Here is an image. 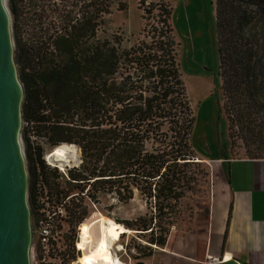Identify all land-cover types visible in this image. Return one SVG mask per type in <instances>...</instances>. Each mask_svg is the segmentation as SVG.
Returning a JSON list of instances; mask_svg holds the SVG:
<instances>
[{"label":"trees","instance_id":"obj_1","mask_svg":"<svg viewBox=\"0 0 264 264\" xmlns=\"http://www.w3.org/2000/svg\"><path fill=\"white\" fill-rule=\"evenodd\" d=\"M240 1L264 14V0ZM147 2L139 0L147 22L143 39L126 48L118 35L99 37L112 0H74L75 18L54 7L51 11L63 18V27L51 21L48 27L53 32L46 28L32 43H18L15 63L24 90L23 123L31 125L22 129L25 150L34 149L30 144L35 141L48 149L77 146L83 160L79 166L88 177H82L81 169L72 170L71 184L87 182L97 191L115 194L121 203L133 200L138 192L150 213L121 224L163 248L171 228L184 221L182 201L197 191L200 161L191 141L194 117L178 63L172 9L163 2ZM44 8L35 17L42 28ZM12 12L18 13L15 6ZM257 23L253 13L240 19L243 29ZM219 35L224 94L239 84L253 93L248 99L258 103L261 41L247 39L238 50L228 34L220 30ZM225 108L230 124L239 126L245 116ZM29 129L44 141L29 135ZM39 148L34 149L37 168L27 165L28 202L33 222L48 225L52 243L54 218L68 210L69 193L60 189L57 177H51L49 170L56 172L57 167L41 159ZM225 173L229 181L227 167ZM189 213L192 219L193 212ZM227 230L228 224L224 242Z\"/></svg>","mask_w":264,"mask_h":264},{"label":"rangeland","instance_id":"obj_2","mask_svg":"<svg viewBox=\"0 0 264 264\" xmlns=\"http://www.w3.org/2000/svg\"><path fill=\"white\" fill-rule=\"evenodd\" d=\"M35 1L39 7L36 13L32 7ZM73 1L4 0L10 17L14 58L17 44H29L37 37H41L46 28H50L48 24L51 21H54L57 27H63V18L58 19L59 15H54L51 11L54 7L59 9L62 15L70 11L72 18L78 17ZM151 2H163L172 9L171 24L177 43L178 63L194 117L191 141L200 161L197 167V191L189 192L182 201L184 221L173 226L170 233L173 232L177 236L178 233H194L203 237L202 231H206L209 223L211 186H216L220 172L226 171L227 163L222 165L214 161L264 160V14H259L257 8H252L240 0H148L147 4ZM12 6L17 8V14L12 12ZM44 6L46 12L42 28L39 27L40 22L37 23L35 17L37 15L39 18ZM139 7V0H112L110 14L105 16L99 37L118 35L124 40L125 48L143 39L142 34L147 22L143 20L144 13ZM249 13L255 15L258 23L253 28L243 29L240 19ZM50 29L53 32V28ZM220 30L231 37L234 47L238 50L243 49L247 39L261 41L262 65L258 71L261 88L256 93L260 97L258 103L253 104L248 99L253 93H247L244 86L240 87L239 84L233 85L227 96L224 94L218 54ZM225 107L239 111L238 114L245 116L239 126L230 124ZM30 126H24L22 119L20 136L24 154L22 129ZM29 135L37 137L32 130ZM37 138L43 140V137ZM56 149H48L45 156L47 162L49 154ZM204 160L211 162L206 163L203 162ZM82 161L80 151L79 165ZM79 165L62 172L60 166L56 164L53 166L57 167L56 172L49 170L51 177H57L55 181L60 185V189L69 193L65 199L68 210H62L58 214L59 217L54 218L56 222L53 224L56 223L57 229L54 239L51 240L52 243L50 242L51 253L46 257L45 262H42L44 259L39 236L48 225L43 222H33L31 215V264H83L78 238L82 235L84 224L94 219L99 212L119 223L132 222L150 213L146 202L138 192H135L133 200L121 203L115 194L97 191L96 187L87 182L80 186L71 184L69 177L72 170L81 169L82 177H88V173L82 169V164ZM205 172L210 174L204 176ZM190 210L193 212L192 219L189 218ZM132 231H134L132 235L121 236L117 250L121 264H143L142 261H145V264H171L168 263L169 261H158L157 258L155 260L154 255L159 248L151 245L149 236H141L135 230ZM147 255L151 256L146 257Z\"/></svg>","mask_w":264,"mask_h":264},{"label":"crops","instance_id":"obj_3","mask_svg":"<svg viewBox=\"0 0 264 264\" xmlns=\"http://www.w3.org/2000/svg\"><path fill=\"white\" fill-rule=\"evenodd\" d=\"M229 161L220 162L227 163L229 181L222 171L217 185L211 186L209 223L203 237L171 232L166 245L156 250L155 260L206 264L208 257H226L223 264H264V160Z\"/></svg>","mask_w":264,"mask_h":264},{"label":"water","instance_id":"obj_4","mask_svg":"<svg viewBox=\"0 0 264 264\" xmlns=\"http://www.w3.org/2000/svg\"><path fill=\"white\" fill-rule=\"evenodd\" d=\"M23 98L10 17L0 0V264H31L29 175L20 136Z\"/></svg>","mask_w":264,"mask_h":264},{"label":"bare ground","instance_id":"obj_5","mask_svg":"<svg viewBox=\"0 0 264 264\" xmlns=\"http://www.w3.org/2000/svg\"><path fill=\"white\" fill-rule=\"evenodd\" d=\"M79 153L80 149L77 146L64 144L48 156V162L51 166L59 165L64 172L67 168L79 165ZM214 162H223V160ZM82 231L79 248L82 252L83 264H121L117 254L121 236L134 233L123 224L100 212L94 219L84 224ZM222 259V263L227 262L226 257Z\"/></svg>","mask_w":264,"mask_h":264},{"label":"built area","instance_id":"obj_6","mask_svg":"<svg viewBox=\"0 0 264 264\" xmlns=\"http://www.w3.org/2000/svg\"><path fill=\"white\" fill-rule=\"evenodd\" d=\"M58 148V147H56ZM55 148V149H56ZM52 154V153H51ZM49 154V156L51 155ZM45 160H47V158L45 157ZM47 162V161H46ZM47 164L49 166H51L48 162ZM52 168H55L53 166H51ZM50 237H51V234H50V231L49 229L46 227L44 228L41 232H40V236H39V242L41 244V249H42V253H43V259L42 262H45V259L47 256L50 255L51 253V249H50V246L52 245L50 243ZM223 259L220 258V257H208L207 259V264H223Z\"/></svg>","mask_w":264,"mask_h":264},{"label":"flooded vegetation","instance_id":"obj_7","mask_svg":"<svg viewBox=\"0 0 264 264\" xmlns=\"http://www.w3.org/2000/svg\"><path fill=\"white\" fill-rule=\"evenodd\" d=\"M34 149H35V147L37 146L39 149H41V152H42V154H43V156L41 157V159L42 160H44L45 159V156H46V154H47V152H48V148H46V146H44L43 145V143L42 142H40V141H35V142H31V144H30ZM34 149H30L29 150V148L28 149H26L25 150V154H26V164L27 165H30V166H32V167H35V168H37V164H38V162H37V160H38V158H37V156H36V152H35V150ZM38 152H39V150H38ZM38 169H39V167H38ZM38 169H37V171H38ZM81 237V236H80ZM80 237L78 238V247H79V241H80ZM79 250H80V252H81V249L79 248ZM81 256H82V252H81Z\"/></svg>","mask_w":264,"mask_h":264}]
</instances>
